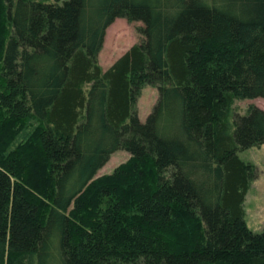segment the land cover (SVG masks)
<instances>
[{
	"label": "trees",
	"instance_id": "trees-1",
	"mask_svg": "<svg viewBox=\"0 0 264 264\" xmlns=\"http://www.w3.org/2000/svg\"><path fill=\"white\" fill-rule=\"evenodd\" d=\"M118 16L143 38L102 69ZM253 97L264 0H0V264H264L238 154L264 109L234 104Z\"/></svg>",
	"mask_w": 264,
	"mask_h": 264
},
{
	"label": "rangeland",
	"instance_id": "rangeland-1",
	"mask_svg": "<svg viewBox=\"0 0 264 264\" xmlns=\"http://www.w3.org/2000/svg\"><path fill=\"white\" fill-rule=\"evenodd\" d=\"M58 1L62 2L63 0ZM142 25L141 20H128L120 16L114 18L107 25L101 46L97 51V61L102 69L107 68L130 45L143 38V33L140 30ZM157 95L158 89L154 84H143L135 104L140 120H145L157 99ZM234 104L240 112L245 111L249 104H255L264 109L262 97L235 99ZM238 154L254 166L253 177L244 199V219L248 227L260 231L264 228V143L242 148L238 150ZM128 156L129 152L125 149L113 151L108 160L97 170L96 175L111 172Z\"/></svg>",
	"mask_w": 264,
	"mask_h": 264
}]
</instances>
